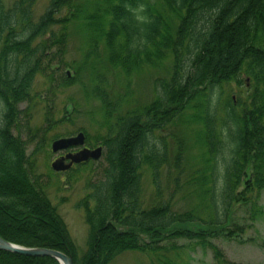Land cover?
Listing matches in <instances>:
<instances>
[{"label":"trees","instance_id":"16d2710c","mask_svg":"<svg viewBox=\"0 0 264 264\" xmlns=\"http://www.w3.org/2000/svg\"><path fill=\"white\" fill-rule=\"evenodd\" d=\"M89 1L93 9L83 14V3L48 0L33 16L34 0H13L8 7L0 0V237L22 246L59 250L71 264H108L126 250L157 252L182 246L161 243L171 238L209 247L215 264H245L227 259L213 239L234 238L242 231L237 221L227 223L235 203L250 206L254 215L264 214L259 205L264 192V0H159L163 11L154 5L158 0H84ZM138 2L147 5L152 24L141 26L131 19L127 6ZM64 6L70 15L56 17ZM68 19L81 21L93 47L102 38L109 63L127 73L155 59L171 61L168 77L155 79V99L117 115L103 137V177L92 182V192L76 203L87 225L80 252L32 173L26 140L12 132L32 101V77L45 72L53 60L49 48L60 52L64 47V32L53 27L62 28ZM142 39L148 41L143 47ZM242 70L253 80L252 93L240 112L230 98L229 121L218 128L216 88L230 80L242 84ZM51 73H41L49 76L48 90L57 86ZM72 79L61 74L57 83ZM97 81L91 96L100 100L104 115L112 117L116 105ZM22 102L24 110L19 107ZM45 102L41 135L68 120L65 114L54 118L52 104ZM191 107L202 108L195 116L204 125L206 157L188 192L206 199L210 212L206 217L193 208L173 206L170 197H159L158 168L163 164L180 170L185 142L179 137L170 148L158 133ZM144 166L150 168L156 188L148 206L140 199ZM0 264L59 263L48 256L0 249Z\"/></svg>","mask_w":264,"mask_h":264},{"label":"rangeland","instance_id":"374dc122","mask_svg":"<svg viewBox=\"0 0 264 264\" xmlns=\"http://www.w3.org/2000/svg\"><path fill=\"white\" fill-rule=\"evenodd\" d=\"M12 1L3 0L4 7H8ZM74 1L78 4L83 3L81 11L83 14L93 9L91 1ZM47 2L48 0H34L33 16L39 15ZM154 5L162 10L159 0ZM68 15H70L69 7L64 6L61 14L58 13L55 16L67 17ZM53 29L55 32L62 30L66 37L62 51L58 52L55 47L49 48L53 60L48 64L45 72H52L54 85L57 86L48 90L49 76L41 74L45 72L37 73L32 77L30 84L32 101L26 109L25 103L19 104L22 110L25 109V116L22 113L19 114L17 126L12 128V132L26 140L25 154L28 155L31 163L32 173L36 176L42 192L55 206L64 221L77 252H80L84 249L87 225L83 220L82 208L76 203L92 192V182L95 183L103 177V154L98 160L74 164L64 172H54L50 168V161L62 151L51 152L50 142L55 138L74 135L81 131L84 134L85 146L103 147V137L107 135L109 125L112 121L114 122L117 115H122L128 110L148 104L155 99V79L168 77L171 61L168 58L159 61L155 59L151 63H143L138 68L134 67L127 73L119 65L109 63L108 50L102 38L98 39L96 47L91 45L92 40L88 39L87 31L79 19H68L62 28L55 25ZM53 66L59 69L52 71L50 67ZM65 70H68L69 76H73V79L67 84L58 85L59 77L65 74ZM240 77L243 80L242 84H238L236 80H230L216 88L215 94L219 97L218 128H222L223 121L228 119L226 108L230 98H234L232 105L237 112H240L249 100L253 80L244 70ZM96 78L99 80L100 88L116 105L112 117L104 115L100 100L91 96L92 85L98 84ZM46 99L47 104H52L54 118L65 114L68 120L59 122L54 128L41 135L40 128L44 123ZM201 111L200 107L187 108L182 115L176 117L158 133L164 136L170 148L181 137L185 142V158L180 170L173 165L166 167L161 164L157 178L161 189L159 193L161 199L170 197L173 206L181 210L193 208L206 217L210 215L206 199L199 192H193L191 195L188 192L190 186L196 185L193 178L199 175L205 165L203 160L206 157V146L203 141L204 125L195 116ZM149 169L144 166L141 172L140 199L143 206L151 205L156 193ZM177 176L178 180L175 182ZM259 205L264 207V192L259 198ZM232 221L241 224L242 231L239 235L234 238L217 237L213 239V242L229 260L245 264H264V214L254 215L250 206L235 203L230 208L227 223L231 224ZM171 242L182 246L157 252L126 250L108 264H215L213 251L209 247H201L194 240L179 238H171L161 243L169 247Z\"/></svg>","mask_w":264,"mask_h":264},{"label":"water","instance_id":"95a60500","mask_svg":"<svg viewBox=\"0 0 264 264\" xmlns=\"http://www.w3.org/2000/svg\"><path fill=\"white\" fill-rule=\"evenodd\" d=\"M69 76L68 70H65ZM50 150L53 153L64 151L70 148H76L74 151H66L63 154L54 157L50 161V168L54 172H63L68 170L73 164L87 162L88 160H98L102 156V146L88 147L84 145V134L81 131L74 135L62 136L53 139L50 142ZM0 249L20 255L41 257L48 256L54 258L59 264H71V258L63 252L44 247H27L11 243L0 237Z\"/></svg>","mask_w":264,"mask_h":264},{"label":"clouds","instance_id":"9594fccd","mask_svg":"<svg viewBox=\"0 0 264 264\" xmlns=\"http://www.w3.org/2000/svg\"><path fill=\"white\" fill-rule=\"evenodd\" d=\"M127 10L131 15V19L137 25H150L154 22L153 19L148 15V9L145 3L138 2L135 6L128 5ZM124 22H128V17L124 18ZM141 31H144V29L141 28ZM140 43L141 47H143L148 43V41L146 39H142Z\"/></svg>","mask_w":264,"mask_h":264},{"label":"flooded vegetation","instance_id":"af4514ba","mask_svg":"<svg viewBox=\"0 0 264 264\" xmlns=\"http://www.w3.org/2000/svg\"><path fill=\"white\" fill-rule=\"evenodd\" d=\"M70 150H71V151H73L74 149H70ZM63 152H64V151H63ZM63 152H62V153H60V154H63ZM60 154H57V156H58V155H60Z\"/></svg>","mask_w":264,"mask_h":264}]
</instances>
